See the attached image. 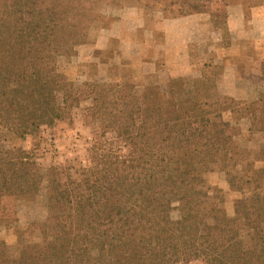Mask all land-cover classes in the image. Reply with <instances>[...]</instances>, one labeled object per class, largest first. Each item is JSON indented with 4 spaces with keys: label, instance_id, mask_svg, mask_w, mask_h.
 I'll use <instances>...</instances> for the list:
<instances>
[{
    "label": "trees",
    "instance_id": "obj_1",
    "mask_svg": "<svg viewBox=\"0 0 264 264\" xmlns=\"http://www.w3.org/2000/svg\"><path fill=\"white\" fill-rule=\"evenodd\" d=\"M240 2L0 0V197H60L13 264H264V59L243 53L236 91L223 86ZM172 25L208 53L191 75L158 38ZM77 121L115 132L130 156L42 170L41 132Z\"/></svg>",
    "mask_w": 264,
    "mask_h": 264
},
{
    "label": "rangeland",
    "instance_id": "obj_2",
    "mask_svg": "<svg viewBox=\"0 0 264 264\" xmlns=\"http://www.w3.org/2000/svg\"><path fill=\"white\" fill-rule=\"evenodd\" d=\"M253 21L257 26L264 27V0H241L233 14L228 17L229 24L236 29V37L230 43L231 63L224 74L223 86L227 92L234 93L237 88L236 72L240 56L249 51L264 59L259 48L246 44L248 38L264 35V30H254ZM253 28V29H252ZM251 30V31H250ZM254 32L246 35V32ZM159 40L164 43L167 50V60L178 66L186 75H191L196 65L208 59V53L194 44L184 30L172 25L159 35ZM238 41L246 46L238 55H234L232 44ZM58 54L67 61L76 63L79 60V51L71 42H63ZM194 54H197V57ZM249 54V53H248ZM254 57L247 55V62L253 63ZM57 55H49L43 59L42 82L51 83L57 70ZM193 65V66H192ZM260 82L252 78L248 83L250 96H258ZM37 162L46 170L53 164H71L75 170L81 171L84 167L106 159L113 155L128 158L131 147L127 141L110 131L104 135L95 133L92 129L84 127L81 121L74 124L61 123L54 128L43 130L36 142ZM10 158V155H6ZM0 185V191H1ZM59 194L39 195L35 200H18L14 195L2 193L0 197V263L13 264L28 254L27 235L37 228L44 230L47 226L49 209L59 202ZM152 244H156L152 240ZM84 254L90 256L89 245L84 247ZM173 264H206L195 257L179 255Z\"/></svg>",
    "mask_w": 264,
    "mask_h": 264
},
{
    "label": "crops",
    "instance_id": "obj_3",
    "mask_svg": "<svg viewBox=\"0 0 264 264\" xmlns=\"http://www.w3.org/2000/svg\"><path fill=\"white\" fill-rule=\"evenodd\" d=\"M254 30L256 29H262L264 30V27L263 26H260L258 27L256 22L253 21V26ZM252 28V29H253ZM251 31V30H250ZM246 32V35H253L254 32ZM264 32V31H263ZM255 36L253 37H249L248 39L250 41H247L246 44L248 45H253L255 48H259L261 51H262V54L264 55V35L262 34V36H257L256 34H254ZM246 46H244L243 44L241 45V42L238 41V45L234 46L232 44V51H233V54L234 55H238L242 49H244ZM195 56L197 57V54H194V59H195ZM193 66V65H192Z\"/></svg>",
    "mask_w": 264,
    "mask_h": 264
}]
</instances>
